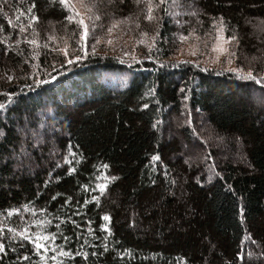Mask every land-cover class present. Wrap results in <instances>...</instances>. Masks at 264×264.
Wrapping results in <instances>:
<instances>
[{
    "label": "trees",
    "instance_id": "16d2710c",
    "mask_svg": "<svg viewBox=\"0 0 264 264\" xmlns=\"http://www.w3.org/2000/svg\"><path fill=\"white\" fill-rule=\"evenodd\" d=\"M188 1L168 0L169 14L157 13L158 28L137 17L133 0H117L115 9H107L114 15H105L101 5V32L118 16L119 29H113L125 32L129 40L125 35L123 41L137 43L132 48L147 60L124 63L111 49L62 65V40L74 45L81 31L65 20L68 10L56 0H35L39 19L28 28L33 0H0V41L12 44L6 54L0 43V102L4 92L15 94L0 109V243L6 245L0 264H53V255L56 264H264V255L252 256V241L264 253V82L192 62L166 63L179 27L186 37L211 38L213 19L219 24L223 17L224 36L239 39L231 42L237 69L264 76V0H196V16L187 15ZM142 33L151 49L138 46ZM100 34L89 27V37ZM198 114L214 145L192 164L180 156V142L189 146L186 156L199 153ZM25 124L42 137L33 144L25 135L21 155L18 132ZM98 184L106 185L103 192ZM12 208L18 211L9 216ZM21 231L33 240L56 238L44 241V252ZM61 250L74 254L60 256Z\"/></svg>",
    "mask_w": 264,
    "mask_h": 264
},
{
    "label": "rangeland",
    "instance_id": "374dc122",
    "mask_svg": "<svg viewBox=\"0 0 264 264\" xmlns=\"http://www.w3.org/2000/svg\"><path fill=\"white\" fill-rule=\"evenodd\" d=\"M73 2H76V0H73ZM187 4L189 7V11L192 12L193 10H196L197 12H199L198 6L195 5L196 0H189L187 2ZM77 7H79L78 3H77ZM81 11H83V9H81ZM188 13H190V12H187V15H188ZM69 14H70V12L68 11V15ZM112 17H114L116 19H114ZM112 17H110L109 20L106 21L107 27H109L112 24V22L114 20L116 21L118 18V16H112ZM176 19H177V17L174 18V21H176ZM85 22H86V24H89L87 17H85ZM116 28H117V26L115 27V29ZM101 29H102L101 26L93 29V30L101 33L97 38H94L92 36L89 37V30H88V35L84 41L80 40V34H79L74 45L72 44V42H68L66 39L62 40V46H60V49H65V51L67 52V55H65V52L61 51L62 56L64 58L62 61V65L70 64L67 62L68 60H71V62H73V60H75V59H73L74 56H77V55L80 56L81 54L83 56V55H86L87 53L92 54L93 48H95V52H98V53L103 52V54H109L106 51H110L111 49L113 51H120V55H118V56L121 60L124 59V61H125L124 63L130 62V64H131V62L137 63L139 61L147 60V59H145V56H143V58H141V56L139 54H137V52L132 48V47L137 46V43H135V45L131 44L128 41L129 37L125 34V32L122 33V31L117 30L120 34H122L123 39L121 40V37H114V34L118 33L114 29H113L114 31L112 30V32L108 31L109 28H107L106 32H101ZM117 29H119V28H117ZM181 29L182 28L179 27L178 33L176 35L175 51L172 54V56L170 57V59L166 62L167 64L168 63L177 64V62L182 63L185 61H190L196 65H200L201 67H203L205 69H208V70L212 69V70H216L218 72L219 71L232 72V71H229V69L236 67L234 64L233 55H231V53H233L231 50L232 43L231 42L225 43L226 37L224 36L223 31L220 33V36L223 37L224 39H220V40L217 39V31L216 30L219 29V24H216L215 27L213 28L214 31L211 33L212 34L211 38L209 36H205L203 38H200L198 36L197 37L191 36V37H187L186 40H181V39H179V36L183 35V34H181ZM80 30H82V29H80ZM120 34H118V35L120 36ZM183 36H185V35H183ZM125 37L128 40L126 39V41H123ZM57 39L58 38H56V40ZM141 40H143V43H140ZM150 43H151V40H150L149 36L142 35V37L138 41V46H148ZM217 45H222L224 48L228 49V52L223 53V52H220L218 49L214 50V47ZM81 47L84 48V51H80ZM125 53H127V55ZM229 60L231 61L230 63H229ZM172 66H174V64H172ZM236 69H237V67H236ZM52 79H50V81ZM257 85H260V84H257ZM180 115H181V117L183 116L182 114H180ZM47 117H48V115L44 113V120H46ZM172 117L175 118V115H172ZM172 117L170 116L169 117L170 120L169 119L168 120H169V123H171L173 125L174 118H172ZM181 117L178 118L179 121L183 120ZM197 119H198V121H200V125L198 128L199 137L203 139L202 146H200L199 148L197 147V150L199 153L193 154V153L189 152L190 154L188 153V156H186V152H187V150H189V146L186 145V142H184L183 140L180 142V146H181L182 152H183L182 153L183 155L180 154V156L186 157V159L192 164H197L198 162H200L202 159V155H201L202 152H207V149L212 148V146L214 145V142L213 143L211 142L212 132L210 130H208L207 125L203 121L204 120L203 116L201 114H198ZM43 125H44V121H43V124H40L38 126V130L41 129L43 127ZM172 125H170V127H172ZM29 126H31V125H29ZM29 126H27V124H25V126H23V129L18 132V134H20V136H21V139H22L21 144H23L24 149H25V142H26V140H24L25 135L26 136L31 135V138L34 141L33 144H35L36 140L38 141L42 137L40 135V133H38V131L30 130ZM33 132H36L38 134L35 138L32 136ZM167 133H168V135L169 134L171 136L173 135L172 132L170 133L167 131ZM177 139H178V137H177ZM51 143L53 144V147H55L54 141H52ZM221 143L222 142H220V141L216 142V146H218L216 148H221L220 147ZM40 144L41 143H38V145H40ZM192 147L194 149H196L195 145L190 146V149ZM20 148H21V145H20ZM218 150L221 152V149H218ZM54 151H55V149H54ZM222 153H223V156L225 159L230 157V155L228 154V151L221 152V154ZM73 154L74 153L72 151H69L68 160H67L68 162H71L72 158H74ZM175 155H177V154H175ZM43 168H46V167L43 166ZM99 179L101 180L102 176H100ZM252 250H253V253H252L253 258H262V255L259 251L260 250L259 244L255 245L252 243Z\"/></svg>",
    "mask_w": 264,
    "mask_h": 264
},
{
    "label": "snow or ice",
    "instance_id": "6c2138e0",
    "mask_svg": "<svg viewBox=\"0 0 264 264\" xmlns=\"http://www.w3.org/2000/svg\"><path fill=\"white\" fill-rule=\"evenodd\" d=\"M56 2L59 3V5L62 7V9H66L70 12V14L68 16L65 17V20L68 21L69 24H72L73 22H75L77 25H79L81 32H80V40L84 41L88 35V30L89 27H91L92 29H95L97 27V21H99L101 19V15L97 14L99 12V8L101 5H103L106 9V11L104 12L105 15H114V12L111 11H107V9H115L116 5H117V0H76V2H73V0H56ZM135 6H137L138 8H140V11L137 12V17L139 16H143V20L146 22H156L157 23V28L159 27V19L160 17L157 15L158 12H160L161 10L164 11L165 15H168V0H133ZM77 3L79 5V7H77ZM118 3L120 5H123L125 3V0H118ZM175 7H181L180 4H175ZM34 8H35V0H33V3L31 4V6L28 8L27 10V15H30V19L28 22L27 27L28 28H32L33 27V23L38 21V16L35 14L34 12ZM81 9H83V11H81ZM26 15V18H27ZM188 15L190 16H196L198 15V12L196 10H193L192 12L188 13ZM85 17H87L90 21L91 24H86L85 22ZM129 17H123V21H128ZM121 21H113L112 24L109 26L108 31L111 32L113 28H115ZM9 26H12V22L9 20L8 21ZM177 23H182V21H177ZM213 26L215 27V25L217 24V20L213 19L212 21ZM136 25L137 28L140 27L139 24V20L136 21ZM225 28V22L223 20V17L219 18V29H217V39H224L223 37L220 36V33L224 30ZM20 31L24 32L26 31L25 26L23 24L20 25ZM33 34L36 35L35 29L33 28ZM194 34V33H190ZM142 35H144V33H142ZM49 40L53 39L52 36L48 37ZM179 39L181 40H186L187 37L186 36H179ZM153 41H155V36L153 37ZM25 43L29 44V45H37L38 46V41L36 39H27L25 38L24 40ZM227 42H235L236 44L239 43V39L238 37L233 34L231 36H228L225 39V43ZM0 43H4L5 44V53L7 54V52L12 49V44L7 43L6 41H0ZM13 43L15 44H19L20 41H14ZM140 43H143V40L140 41ZM47 46V45H46ZM149 49H151L153 47L152 44L148 45ZM219 50L220 52L223 53H227L228 49L224 48L222 45H217L214 47V50ZM60 51H64L65 55H67V52L65 51V49H60ZM80 51H84V48L81 47ZM93 53H95V48H93ZM127 55V53H125ZM231 55H235V53H231ZM149 59H151V56L148 55ZM73 59L75 60H79L81 59L80 56H74ZM68 63H71V60L67 61ZM185 62H190V61H185ZM231 61L229 60V63ZM175 66V65H174ZM17 67H19V65H17ZM229 71H232L233 73H237L238 74V78L240 79H246V80H253L255 81L257 84H260L262 82H264V76H256L253 74L252 69H249L247 72H243L242 69H236V68H230ZM8 81L13 80V77L11 75H7L6 76ZM54 79V77H53ZM37 84L39 83H43L44 81L42 80H36L35 81ZM181 91H183V89H181ZM3 97H6V99H4L3 102H0V109H4L5 106L9 103H12L15 97V94L12 92H4L3 93ZM185 99H187V95H185L184 97ZM144 107H147V105H144ZM153 127H155V125H153ZM38 134L36 132L32 133V136L35 138ZM20 154L21 155H26L25 149L23 144H21V149H20ZM67 159V158H65ZM154 160L159 159V157L154 156L153 157ZM104 167L106 168L107 165H104ZM69 172L74 171V169L69 168L68 169ZM59 177H57L58 179ZM81 187H86V186H81ZM97 187L100 189L101 192L104 191L106 185L104 184H98ZM53 199H55V197H53ZM69 200L71 199V197L68 198ZM93 200H97V197L93 196L92 197ZM65 204L68 203V200L64 201ZM26 207V206H25ZM26 210L27 207H26ZM18 211V209L16 208H12L11 210L8 211V215L11 216L13 214V212ZM41 211H43V209H41ZM104 220H109V216L108 215H104L103 216ZM47 221H35V223L37 225L46 223ZM73 223H75V221H73ZM26 227V226H25ZM102 228H106V225H101ZM10 231L12 232H16V229H10ZM19 235L21 237H23L24 240L29 241L30 243L33 244L34 249H43L44 252L48 251V245H46L44 243V241H48L49 239L51 240H55V236L52 234H48V235H43V236H36L35 240H33L32 235L28 234L27 231H21L19 233ZM250 239V237H248ZM10 239H14V237H10ZM65 239H67L65 237ZM252 243H256L255 241H252ZM21 247H23V245H21ZM6 245H4L3 243H0V253H3L5 251ZM127 251V250H125ZM74 253L70 252V251H66V250H61L59 252L60 256H64V257H70L71 255H73ZM75 255H79V253H75ZM87 255V254H85ZM93 255H95V253H93ZM238 256L240 255V253L237 254ZM261 255H264V253H262ZM18 259L20 260H27L28 257L27 256H19ZM41 259L44 260L45 257L41 256ZM183 259V258H181ZM51 260L53 261V264H56L57 261V256L53 255L51 257Z\"/></svg>",
    "mask_w": 264,
    "mask_h": 264
}]
</instances>
